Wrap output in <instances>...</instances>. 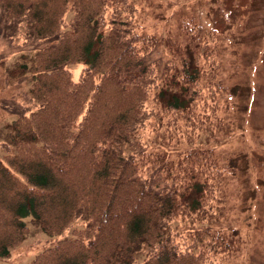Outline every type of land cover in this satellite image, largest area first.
<instances>
[{
  "label": "trees",
  "instance_id": "16d2710c",
  "mask_svg": "<svg viewBox=\"0 0 264 264\" xmlns=\"http://www.w3.org/2000/svg\"><path fill=\"white\" fill-rule=\"evenodd\" d=\"M141 1L0 0V58L30 62L11 69L27 87L0 99L14 115L0 141V256L28 215L60 237L26 264H208L236 247L215 148L227 36L185 12L174 31L148 29ZM172 141L185 142L174 156Z\"/></svg>",
  "mask_w": 264,
  "mask_h": 264
},
{
  "label": "rangeland",
  "instance_id": "374dc122",
  "mask_svg": "<svg viewBox=\"0 0 264 264\" xmlns=\"http://www.w3.org/2000/svg\"><path fill=\"white\" fill-rule=\"evenodd\" d=\"M140 5L148 29L159 32L169 22L174 31L178 15L188 13L227 36L221 55L228 94L222 111L226 130H218L215 148L231 176L227 205L219 216L229 232L233 229L236 247L228 253L215 252L217 257L208 264H264V0H142ZM2 49L0 45V53ZM20 53L0 58L1 100L28 85L26 79L18 82L11 74L17 62L30 64L28 54ZM81 64L68 65L74 79ZM13 119L14 115L0 106V141L9 139ZM212 138L203 137V144H213ZM184 143L172 141L169 154L174 156ZM3 153L0 146V155ZM23 221L26 229L21 240L0 256V264H26L60 237L45 232L31 215Z\"/></svg>",
  "mask_w": 264,
  "mask_h": 264
}]
</instances>
